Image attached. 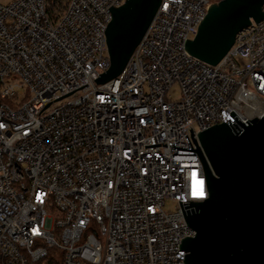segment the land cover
<instances>
[{
	"label": "built area",
	"instance_id": "2783aa9c",
	"mask_svg": "<svg viewBox=\"0 0 264 264\" xmlns=\"http://www.w3.org/2000/svg\"><path fill=\"white\" fill-rule=\"evenodd\" d=\"M126 1L0 5V264H185L179 246L194 231L174 197L189 191L193 171L205 181L201 162L144 146L187 149L186 136L196 150L189 121L199 127L202 109H212L207 129L228 122L221 113L264 115V20L238 32L215 66L185 49L221 0H160L121 74L97 85L111 10ZM129 149L135 162L123 158Z\"/></svg>",
	"mask_w": 264,
	"mask_h": 264
},
{
	"label": "water",
	"instance_id": "95a60500",
	"mask_svg": "<svg viewBox=\"0 0 264 264\" xmlns=\"http://www.w3.org/2000/svg\"><path fill=\"white\" fill-rule=\"evenodd\" d=\"M128 7L111 10L106 29L109 64L97 79L103 85L117 78L149 29L160 0H127ZM264 20V0H221L212 5L192 41H186L190 56L210 66L217 65L232 47L235 36L251 22ZM237 121H241L233 112ZM242 122V121H241ZM222 123L207 129L203 139L185 136L187 149L174 143L144 146L196 153L206 185L213 186L207 207L190 210L192 202H179L186 226L197 233L195 243L181 240L185 264H264V138L241 139ZM190 131V130H189Z\"/></svg>",
	"mask_w": 264,
	"mask_h": 264
},
{
	"label": "snow or ice",
	"instance_id": "6c2138e0",
	"mask_svg": "<svg viewBox=\"0 0 264 264\" xmlns=\"http://www.w3.org/2000/svg\"><path fill=\"white\" fill-rule=\"evenodd\" d=\"M169 6H170L169 3H164L162 5L163 11L167 12L169 9ZM127 7H128V3H124L121 7V11H125L127 9ZM185 19H187V18H185ZM53 55H55V49L53 50ZM41 63H44V61H42ZM256 79H261V77L257 76ZM259 90L261 92H264V85L260 86ZM99 99L101 100V102L104 101L103 96L99 97ZM211 110H212L211 108L202 109L204 115L201 117H197L195 115V113H193V117L196 120V123L200 125L199 127H196L195 124H192V122L189 121V126H190L189 134L191 135L192 134L191 129H194L195 130V137L194 138L203 139L205 136L210 137L213 135V133H211L207 130V128L205 127V124L203 123V120L205 117L210 118V111ZM221 115H225L227 117L228 122L232 123L233 125H236V127L233 129V132L238 133V135L241 139L250 138V139H254V140H259L261 138H264V115H260L259 113H253L251 115V117H245L242 122L237 121V119L235 118V116L233 114L221 113ZM140 123L144 124L145 122L143 120H141ZM2 128H4V125L0 124V129H2ZM25 134H27V133H25ZM108 143L111 144L112 141L109 140ZM123 158H124V160L135 162L134 157L131 154V149L123 152ZM149 159H150V157H149ZM157 159H160V157L157 156ZM177 167L182 168V169H189V168H193L194 165L182 164V163H180L179 160H177ZM173 171H175V169H173ZM139 172L143 176L148 175V169H146V168L140 167ZM161 178L165 179V180L168 179L167 176H163ZM106 186L108 189L113 188V184L111 182H108ZM81 191H83V189H81ZM173 191H175V189H173ZM189 195H190V200L195 202V203L191 204L190 210L195 212V210L197 208H204V207L208 206V204L210 203V201L213 197V186L211 183L206 185L205 181L202 179H197V173L195 171H193L191 173V180L189 182V191L187 193H185V196L177 195L174 197V199L181 201V202H184V203H187L188 201L186 200V197H188ZM36 202L38 204L44 203V200L42 199L41 195L36 196ZM37 211H39V210L37 209ZM148 212L154 214L155 209L149 207ZM121 219H123V217H121ZM84 224H85V221L81 220L80 225L84 226ZM31 233H32V236H34V237L42 236V233L40 232V230L37 227H32ZM185 239H188V240H190V242L195 243V240L198 239V235L196 232H191L188 235V237H185ZM180 256L181 257L184 256V251H180Z\"/></svg>",
	"mask_w": 264,
	"mask_h": 264
},
{
	"label": "rangeland",
	"instance_id": "374dc122",
	"mask_svg": "<svg viewBox=\"0 0 264 264\" xmlns=\"http://www.w3.org/2000/svg\"><path fill=\"white\" fill-rule=\"evenodd\" d=\"M12 0H0V5H8L11 3ZM169 95L171 96L172 100H177L179 97V89L177 86H174L170 91ZM173 207V206H172ZM172 207H168L167 209L170 210Z\"/></svg>",
	"mask_w": 264,
	"mask_h": 264
}]
</instances>
